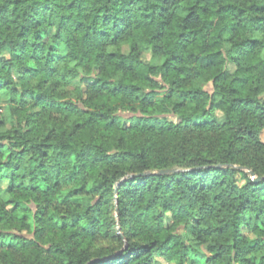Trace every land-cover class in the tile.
I'll list each match as a JSON object with an SVG mask.
<instances>
[{
	"label": "trees",
	"instance_id": "16d2710c",
	"mask_svg": "<svg viewBox=\"0 0 264 264\" xmlns=\"http://www.w3.org/2000/svg\"><path fill=\"white\" fill-rule=\"evenodd\" d=\"M3 98L0 264H264V0H0Z\"/></svg>",
	"mask_w": 264,
	"mask_h": 264
},
{
	"label": "rangeland",
	"instance_id": "374dc122",
	"mask_svg": "<svg viewBox=\"0 0 264 264\" xmlns=\"http://www.w3.org/2000/svg\"><path fill=\"white\" fill-rule=\"evenodd\" d=\"M152 60L151 56L148 55L147 56V61L150 62ZM5 99L3 98V100H0V121L4 119L5 117V107H6V103H5ZM262 139L264 141V133L262 136Z\"/></svg>",
	"mask_w": 264,
	"mask_h": 264
},
{
	"label": "water",
	"instance_id": "95a60500",
	"mask_svg": "<svg viewBox=\"0 0 264 264\" xmlns=\"http://www.w3.org/2000/svg\"><path fill=\"white\" fill-rule=\"evenodd\" d=\"M177 172L176 169H170V170H165V171H161L160 174H170V173H174ZM253 179L255 178V175L253 173H251ZM256 181H259V179H257Z\"/></svg>",
	"mask_w": 264,
	"mask_h": 264
}]
</instances>
